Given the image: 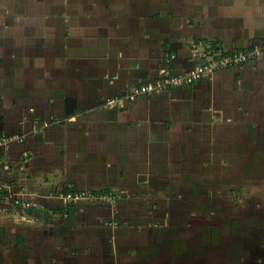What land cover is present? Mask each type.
Masks as SVG:
<instances>
[{
	"label": "crops",
	"instance_id": "obj_1",
	"mask_svg": "<svg viewBox=\"0 0 264 264\" xmlns=\"http://www.w3.org/2000/svg\"><path fill=\"white\" fill-rule=\"evenodd\" d=\"M70 7L56 86L44 82L46 38L39 17L31 25V1L0 0V139L18 137L0 145V223L55 233L59 215L112 216L111 206L142 197L149 173L166 186L178 172L204 177L209 165L217 176L241 144L264 137V49L190 85L145 92L121 107L106 103L158 80L166 51L174 54L173 71L183 72L199 62L195 47L231 52L263 44L264 0H91ZM72 190H115L120 197L66 199Z\"/></svg>",
	"mask_w": 264,
	"mask_h": 264
},
{
	"label": "rangeland",
	"instance_id": "obj_2",
	"mask_svg": "<svg viewBox=\"0 0 264 264\" xmlns=\"http://www.w3.org/2000/svg\"><path fill=\"white\" fill-rule=\"evenodd\" d=\"M30 1L31 25L39 17L46 38L44 82L57 86L63 14H69L70 6L91 0ZM30 32L37 34L34 28ZM37 81L43 86L42 76ZM53 118L44 121L49 124ZM247 142L231 154V165L217 176H210L209 165L204 177L202 172H184L182 178L178 172L177 180L166 186L149 173L151 181L141 189L142 197L111 206L112 216L96 219L103 210L70 220L59 215L55 233L46 227L33 231L17 220L12 226L1 222L5 228L0 264H264V137ZM107 194L110 198L101 200L120 197L115 190ZM86 217L90 230L84 229Z\"/></svg>",
	"mask_w": 264,
	"mask_h": 264
},
{
	"label": "built area",
	"instance_id": "obj_3",
	"mask_svg": "<svg viewBox=\"0 0 264 264\" xmlns=\"http://www.w3.org/2000/svg\"><path fill=\"white\" fill-rule=\"evenodd\" d=\"M264 49V43H252L249 47L241 50H234L231 52H224L221 49L214 51L211 49H197L194 48L195 55L198 57L199 62L192 68L183 72H175L172 69L171 62L174 54L171 51H166L163 58V65L160 69L161 76L153 83H141L133 85L124 94L123 98L117 96L112 99H107L108 106L121 107L123 101H132L139 94L145 92L160 91L165 88L176 87L179 85H190L203 78H209L219 69L230 68L238 63H242L254 59L258 53ZM18 139L17 135L4 137L0 139V145L6 143L11 139ZM87 198H102L108 200L110 195L86 193L84 191L67 192L64 197L66 199H76L81 197ZM27 204V203H26Z\"/></svg>",
	"mask_w": 264,
	"mask_h": 264
}]
</instances>
